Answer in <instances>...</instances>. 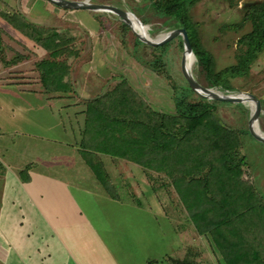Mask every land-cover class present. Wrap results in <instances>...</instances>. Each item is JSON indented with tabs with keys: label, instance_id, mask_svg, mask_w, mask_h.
Masks as SVG:
<instances>
[{
	"label": "rangeland",
	"instance_id": "374dc122",
	"mask_svg": "<svg viewBox=\"0 0 264 264\" xmlns=\"http://www.w3.org/2000/svg\"><path fill=\"white\" fill-rule=\"evenodd\" d=\"M91 2L117 6L142 16L155 31L149 32V28L142 24L149 38L154 39L174 30L150 12L145 5L146 0ZM238 2L241 5L245 0H199L192 10L200 43L213 56L216 72L237 64L238 40L252 31L250 21L241 23L244 14L236 6ZM141 10L143 13L139 14ZM94 13L98 12L51 11L40 0H0V133H3L0 138L15 141L14 151L19 155L14 154V158H10L14 159V164L26 165L18 171L20 175L28 174L35 165V171L60 176L71 183V190L61 191L59 199L51 192L50 202L39 204L38 208H33L24 200L23 206L28 210H24L23 214L28 220L23 222L22 227L17 225L16 213L13 214L12 224L16 233L42 236L35 242L31 238L29 242L32 243L28 249L23 247L21 254L28 253L33 258L32 264L43 260L44 256L45 264H175L185 260L195 264H224L222 251L211 238L212 232L204 235L197 231L187 204L181 201L176 186L163 174L158 175L155 171L148 173L133 162L89 153L80 147L86 102L97 98L104 100L101 96L110 93L119 84H123L122 89L130 88L156 111H175L171 84L139 63L122 44L123 21L106 13H99L105 16L96 19ZM22 21L40 29L57 30L54 33L62 35V40H70V45H65L57 61L70 69L71 92L47 90L46 93L41 80L45 69L40 71L36 65L51 58L33 40L35 34H26L15 26ZM129 28L132 45L133 35L137 36ZM177 40H182V37L177 36L163 43H174L165 49V58L169 75L186 88L181 74L183 49L175 43ZM146 55L148 58L154 56L151 51H147ZM20 56L23 58L16 59ZM14 59L19 63L9 64ZM194 64V77L206 86L198 76L197 61ZM232 85L235 90L231 93L235 95L250 93L259 99L264 98V53L252 65L250 74L232 80ZM53 93L68 95L71 100L67 96L66 99L53 98ZM67 104H72L69 109L63 107ZM242 108L220 105L218 114L228 126L246 130L245 137H242L244 145L238 152L248 159L244 180L264 195V147L251 140V130L247 136L251 111ZM26 111L31 113L21 117ZM260 117L258 112L256 121L258 126L260 122L264 131V121ZM90 159L105 169L118 197L115 201L120 203L107 201L104 189L94 187L97 181L88 164ZM84 176H89L92 181L89 180L81 188L78 180ZM45 182L47 186L42 188L47 194L50 189L55 191L58 188L52 182ZM68 191H72L73 199ZM8 194L13 201L21 200L18 190ZM215 205L206 201L195 207L216 218ZM81 208L89 213L83 216L88 221L82 220L77 213ZM45 210L50 218L48 224L57 236H52L39 216V212L43 215ZM58 213L61 217H55ZM184 216H189L191 223L182 221ZM75 217L80 218L75 220ZM230 230L231 236H254L257 232L237 233L233 225ZM41 251H46V254L41 255Z\"/></svg>",
	"mask_w": 264,
	"mask_h": 264
},
{
	"label": "trees",
	"instance_id": "16d2710c",
	"mask_svg": "<svg viewBox=\"0 0 264 264\" xmlns=\"http://www.w3.org/2000/svg\"><path fill=\"white\" fill-rule=\"evenodd\" d=\"M198 1L146 0L145 5L169 28L187 31L197 59V73L204 85L233 92L232 80L247 77L252 65L264 53V0L246 8L239 7V2L236 4L244 14L241 23L250 21L252 31L238 40L237 64L220 72L215 70L213 56L200 43L192 12ZM142 13L141 10L139 14ZM93 16L99 19L105 15L94 13ZM15 26L26 34H35L33 40L50 55L51 59L41 60L36 65L40 71L45 69L41 80L46 93L47 90L71 92L70 69L57 61L70 40H62V35L54 33L57 30L40 29L32 23L22 21ZM121 27V42L131 55L171 84L175 111H156L130 88L122 89L123 84H119L101 96L104 100L86 102L80 147L89 153L133 162L148 173L163 174L176 186L181 201L187 204L197 231L204 235L212 232L211 238L221 249L224 264H264V195L244 180L248 159L238 153L244 145L242 137L246 130L228 126L218 114L220 105L234 104L203 98L177 84L169 75L166 50L150 48L134 35L131 45L129 26L123 22ZM147 51L154 56L148 58ZM17 62L14 59L9 64ZM51 96L70 99L68 95L53 93ZM260 100L264 104V98ZM71 105L63 107L69 109ZM236 107L243 110L239 105ZM88 164L106 194L116 200L114 186L102 165L91 159ZM206 201L216 204V218L195 207ZM231 225L237 233L257 232L254 236H231ZM175 264L195 263L185 260Z\"/></svg>",
	"mask_w": 264,
	"mask_h": 264
},
{
	"label": "crops",
	"instance_id": "0c3cea01",
	"mask_svg": "<svg viewBox=\"0 0 264 264\" xmlns=\"http://www.w3.org/2000/svg\"><path fill=\"white\" fill-rule=\"evenodd\" d=\"M28 113L31 112L26 111L21 117ZM4 141H6L8 144ZM14 149L15 141L13 139L9 141L0 138V264H32L33 258L28 253L21 254V249L23 247L28 249V246L32 243L29 242L31 238L34 239L33 242H35L36 240H40L42 236H23V233H16L12 224L13 214L16 213L18 219L17 225L19 227H22L23 222L28 220L23 214L24 210H28V208H24L23 206L24 200H26V203H29L33 208H38L39 204L50 202L51 192L55 193V195L59 199L61 191L71 190V183L61 179L60 176L56 177L55 175H50L47 173H39L35 171L37 169L35 165H32L28 174L24 175L22 173L20 175L18 171H20V168L23 169L26 165L22 167L21 165L14 164V154H16L17 156L19 155L14 151ZM10 156H13V158H10ZM8 157L10 160H8ZM106 157L110 158L109 156ZM93 177L95 178L94 175ZM45 180L56 184L58 188L55 191L50 189V193L47 194L45 189L42 188V186H47ZM89 180V176L82 177L80 180H78L79 187H84V185L89 182ZM95 180L97 182H95L96 185L94 183V187L96 189H101L102 187L100 183L96 178ZM91 181L92 180H90V182ZM36 184H39L41 187H37ZM13 190L19 191V198H21V200L16 199V201H13L10 199L11 196H9L8 192L11 193ZM68 195L71 199H73L72 191H68ZM108 199L109 200L107 201H110L113 204L120 203L111 199L109 196ZM77 213H79L82 220H87L86 217L83 216L84 214L89 213H85L82 208ZM19 215L22 216L21 220H19ZM96 215L97 214H95V216ZM39 216L46 224V226H48V229L51 231L52 236H57L55 231L52 230L51 225L48 224L50 223V218L49 216H47L46 210L43 212V215L39 212ZM55 217L61 216L58 213ZM80 217H75V220H79ZM182 221H184L185 223L186 221L188 223H191V218L189 216H184L182 218ZM57 240L58 239L56 238V241ZM61 247L63 248V246ZM47 250H49V248H47ZM40 254L44 256L46 254V251H41ZM49 255L50 254H48V256ZM67 256L70 257L69 253H67ZM43 260H45V256ZM43 260H39V262L35 264H45Z\"/></svg>",
	"mask_w": 264,
	"mask_h": 264
},
{
	"label": "water",
	"instance_id": "95a60500",
	"mask_svg": "<svg viewBox=\"0 0 264 264\" xmlns=\"http://www.w3.org/2000/svg\"><path fill=\"white\" fill-rule=\"evenodd\" d=\"M40 1L42 5H45V7H47L51 11L71 9V10H87V11H93V12H98V13L112 14V15L117 16L123 22H125L129 27L131 26L126 21V18L133 16L136 19H138L140 23L148 27L149 32L150 31L155 32L152 26L149 24L148 20L144 19L142 16L137 15L136 13L130 10H124L117 6L101 4V3H93L91 2V0H85V1L61 0L60 2H54V1L50 2L48 0H40ZM258 3H260L259 0H245V2L241 3L240 7L246 8V7L256 5ZM171 33H176L178 36H182V40H177V42L175 43H178L181 46H183V55L188 54L192 58L189 63L185 61L184 69L181 68V74H182L183 81L187 89L209 100H218V101H223V102H227V103L234 104V105H239V106L249 109L250 111L255 109L260 113L261 115L260 119L262 118V120L264 121V104L259 98H257L253 94L240 93V94L235 95L234 93H231L230 91L216 90L213 87H206V86L201 85L196 80L193 74V68H194L193 65H195L194 64L195 62L193 64L192 62L197 61V59H196L194 50L191 46L187 31L183 28H179V29H175L170 32H167L165 34H162L161 36H164V37L171 36V38H174L176 35H172ZM136 36L144 44L150 47L156 48V49H166V48H169L172 44H174L172 43L170 45H164L160 43L159 41H156L155 43H148L147 41L142 39L138 34H136ZM190 77L192 78L191 80H190ZM253 121H254V117L251 112L248 130H247V136H249V131L252 128ZM261 128L262 127L260 126V122H259L258 131L253 132V133L251 132L252 136L250 138L258 146L264 147V131Z\"/></svg>",
	"mask_w": 264,
	"mask_h": 264
},
{
	"label": "bare ground",
	"instance_id": "6f19581e",
	"mask_svg": "<svg viewBox=\"0 0 264 264\" xmlns=\"http://www.w3.org/2000/svg\"><path fill=\"white\" fill-rule=\"evenodd\" d=\"M48 1H50V2H52V1H54V2H60L61 0H48ZM126 21L130 24L131 28L135 31V33L138 34L142 39H144L148 43H155L156 41H159L160 43L163 44V43H165V42H167V41H169V40L172 39L171 36L170 37L158 36V37H156L154 39L149 38L147 36L146 32H145L144 26L142 25V23H140L138 21V19H136L133 16H130V17L126 18ZM171 34L172 35H176L175 37L178 36L176 33H171ZM191 59L192 58L188 54H184V56H183V62H182L183 63V69L185 67V61L187 63H189ZM194 62L195 61H193L192 64ZM191 79L192 78L190 77V80ZM251 112H252V115L254 117V121L252 123V128H251V132L253 133V132H257L258 129H259V126H258L257 121H256V117H257L258 111L255 110V109H253Z\"/></svg>",
	"mask_w": 264,
	"mask_h": 264
}]
</instances>
